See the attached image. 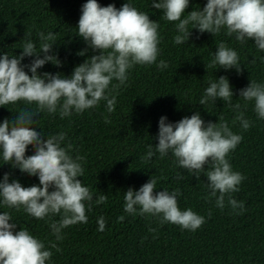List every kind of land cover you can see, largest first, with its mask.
<instances>
[{"label":"trees","instance_id":"1","mask_svg":"<svg viewBox=\"0 0 264 264\" xmlns=\"http://www.w3.org/2000/svg\"><path fill=\"white\" fill-rule=\"evenodd\" d=\"M87 0H0V56H19L26 42L31 41L40 51L39 34L53 33L56 37L52 52L60 66L52 62L37 69V73L62 74L70 77L76 66L90 59L93 52L78 33L81 8ZM101 6L114 4L117 9L130 3L138 11L149 15L159 24V55L151 65H134L127 72V80L112 90L116 97L115 110H107L106 101L82 113L74 110L61 118L59 110H46L33 117L32 127L48 138L59 133L65 134L61 146L69 149L73 159L77 155L84 169L83 186L93 194L85 202L87 223L70 225L61 231L63 239L57 240L51 224L59 222L63 213L37 219L19 210L9 208L0 197V214L9 213V223H15V231L27 230L45 244L52 252L46 264H264V119L254 110V101L239 97L241 89L251 81L264 84V50L254 40H236L235 34L228 36L226 29L214 36L209 32L200 33L188 25L191 36L185 43L177 44V22L164 18L163 10L152 7L160 0H97ZM207 0H189L184 17L192 10H203ZM183 18V17H182ZM223 42L235 50L241 71L235 68L225 70L207 68L214 59L215 51ZM87 50L84 55L82 51ZM43 53L40 58H43ZM36 57H25L22 65H30ZM163 60L168 67L161 70L157 64ZM29 75L30 70L24 69ZM228 78L233 91L232 105L219 98L199 104L206 88L219 77ZM23 110L37 111L35 103L18 101L0 106V123L11 122ZM199 112L205 124L219 123L222 118L233 133L242 140L227 159L234 172L244 179L238 185L239 191L231 193L237 202L244 203V210L233 209L225 196L224 207L216 204L217 197L210 196L205 172L206 165L197 180L195 175L179 166L176 158L168 152L161 157L156 152L159 120L175 123L184 117ZM240 112L250 122L244 130L240 121L233 123ZM106 120L108 122H106ZM154 152L150 160L149 147ZM34 154L28 146L25 155ZM9 174V183L18 180L22 186L39 185L38 176L22 173L18 167L5 163L0 152V180ZM180 177V178H178ZM151 178L157 181L154 192L179 189L177 197L181 211L191 209L205 218V223L196 231L183 230L169 222H162V216L140 215L139 206L135 213H127L124 193L129 188L138 191ZM54 189H49L52 191ZM100 195L107 201L97 203ZM211 213V215H209ZM123 216L122 221L118 220ZM103 217L106 226L99 231L98 220ZM55 243L60 249L51 248Z\"/></svg>","mask_w":264,"mask_h":264},{"label":"clouds","instance_id":"2","mask_svg":"<svg viewBox=\"0 0 264 264\" xmlns=\"http://www.w3.org/2000/svg\"><path fill=\"white\" fill-rule=\"evenodd\" d=\"M152 7L163 10L167 21H178L176 29L179 34L174 37L177 44L189 40L191 30L188 25L192 24V29L196 28L200 33L209 32L213 36L224 28L228 36L235 34L240 42L246 38L254 40L256 46L264 50V0H207L203 10H192L186 17L183 14L189 7V0H160ZM77 28V35L99 54L76 66L70 77L59 73H37V69L48 62L60 66L58 58L49 55L56 40L53 33L39 34L43 41L39 52L36 45L28 41L19 56L10 57L7 53L0 56V106L18 101L37 105L36 112L23 110L11 124L7 119L0 123V152L5 163H11L22 173L38 176L39 179V185L24 187L18 180L9 183V174L6 173L0 180V197L5 206L16 210L23 207L26 213L37 219L63 213L59 222L51 224L57 240L63 239L62 229L87 223L85 202L92 201L93 194L77 179L84 174L80 163L83 157L77 155L73 159L69 155L71 145L67 148L61 146L64 133L45 138L36 131L32 127L33 117L45 110L49 113L59 110L63 118L73 110L82 113L96 107L101 100L106 101L107 110L111 113L116 104V97L109 91L112 81L119 82L112 85L114 91L125 83L130 68L137 64H154L159 55V24L130 3H124L117 9L114 4L101 6L97 0H87L82 5ZM86 51L79 54L84 55ZM41 53L43 58H40ZM33 56L36 58L30 65L21 64L25 57ZM238 61L237 52L221 42L214 59L206 67L215 68L218 64L219 68H235L239 72ZM26 67L31 75L24 70ZM157 67L163 70L168 65L161 60ZM233 95L228 78L221 76L206 88L199 104L219 98L233 106ZM239 97L254 101L255 112L264 119V84L251 81L240 90ZM233 107L239 109L240 104ZM219 120V123L209 121L205 124L199 112L175 123L166 122L167 117L162 116L156 152L163 157L171 151L179 166L193 173L197 180L205 166L211 165V169L204 173L210 196L217 197L219 193L216 204L223 209L227 195L229 205L234 210L239 208L243 211L244 203L237 202L230 194L239 191L238 185L244 176L234 172L227 159L242 136L233 133L222 118ZM236 121H240L244 130L250 127L243 112L234 118L233 123ZM28 146L34 149L33 155H25ZM153 155L150 146L144 159L150 160ZM156 184L157 181L151 178L138 191L129 188L124 193V210L135 213L139 206L140 215L162 216V222L172 223L183 230L196 231L205 223V218L191 209L180 210L177 201L181 195L179 189L154 192ZM107 199L106 195H100L96 202L104 203ZM123 219V216L118 218L120 221ZM10 220L9 213L0 214V264H46L52 252L46 250L45 244L27 230L15 231L17 225L9 223ZM98 225V230L104 231L106 222L103 217L99 218ZM50 247L60 250L55 243H51Z\"/></svg>","mask_w":264,"mask_h":264}]
</instances>
